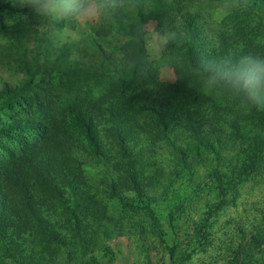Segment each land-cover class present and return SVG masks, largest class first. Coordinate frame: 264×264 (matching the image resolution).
Masks as SVG:
<instances>
[{
	"label": "rangeland",
	"instance_id": "rangeland-1",
	"mask_svg": "<svg viewBox=\"0 0 264 264\" xmlns=\"http://www.w3.org/2000/svg\"><path fill=\"white\" fill-rule=\"evenodd\" d=\"M1 1L6 7L0 8V107L6 100L10 105L0 113V264H21L31 251L42 253L34 237H13L28 229L13 223L16 219L11 222V149L19 147L20 131L49 127L53 135V126L70 125L83 115L99 126L105 150L117 152L104 125L111 104L124 105L128 120L113 115L122 131L132 125L149 133L156 125V117L130 108L139 97L169 101L170 111H181L172 125L186 156L175 157L163 141L147 142L153 138L145 132L137 135L131 149L137 146L133 151H142L147 160L140 178L143 197L124 186L122 195L144 210L135 216L128 210L123 234L101 242L88 253L87 264H237L240 252L246 263L264 264V158L247 171L249 149L263 138L260 118L242 103L236 86L219 87L189 67L184 51L165 50L173 41H193L208 71L225 82H244L251 104L264 110V0H167L160 8L153 0H114L122 18L108 17L115 25L123 20L128 35L112 29L107 42H95L91 31L106 20L102 11L109 5L99 0ZM8 88L16 91L14 96ZM209 134L208 144L196 139ZM80 157L84 180L77 186L104 202L107 169L90 153ZM50 161L60 174L48 179V193L62 189L70 197L62 170L80 171L78 162L53 156ZM217 172L225 185L237 182L224 196L216 185ZM29 186L40 196L35 177ZM15 199L28 220L41 213L31 200Z\"/></svg>",
	"mask_w": 264,
	"mask_h": 264
},
{
	"label": "trees",
	"instance_id": "trees-1",
	"mask_svg": "<svg viewBox=\"0 0 264 264\" xmlns=\"http://www.w3.org/2000/svg\"><path fill=\"white\" fill-rule=\"evenodd\" d=\"M112 1L114 0H99L100 4H103L105 7L109 5V8L102 11L106 17L105 22L91 27V31L95 35V42L97 40L107 42L108 38L112 35V29L118 30L121 34L128 35L123 20L121 23L115 25V21L109 19L110 16L113 18L120 16L118 14L119 5ZM153 1L158 4L157 8H160L159 6H163L167 0ZM167 6L169 7V4ZM5 7L6 5L0 0V8ZM161 21H164L163 15ZM100 43L99 45L102 44ZM165 50L167 52L184 51L189 67L196 71L200 77L215 83L219 87L229 88L236 86V91L242 103L250 108L251 113L259 116L262 124L261 131L263 132V138L256 139L249 149L250 165L247 168L248 172L254 171L264 158V110L259 111L256 105L251 104L244 82L239 80L225 82L217 73L208 71L205 65L198 60L196 45L193 41H183L182 43L173 41L166 45ZM132 52H136V48L127 52V55H131ZM28 83L30 82H27V86ZM24 88L26 87H23V90ZM15 92L12 88H8L7 90L8 95H11V97L12 95L14 96ZM168 102L158 98L148 99L147 101L143 97H139L135 105L130 107L138 114H147L150 117H156V125L153 129H150L149 133H147V129L141 126L137 128L132 125H129L130 127L125 125L129 129L122 131L119 127L120 122L113 119V115H123L124 105L111 104L114 106L108 108V119H105L104 125L108 128V131L112 132L111 137L113 142L117 143V152L111 150L109 153L105 150L104 145H102L104 139L99 132V126H97L94 119L82 117L83 115H80L79 119H76L75 123H71L70 125L53 126L55 131L53 135L49 127H42L37 132H33L29 127L20 131L18 137L20 139L18 143L19 147L11 149L13 150L11 151V162L14 164L11 166L14 168L11 171V222L16 219L13 223L17 224L18 221L19 224L24 226L22 229L28 228L26 231L31 230L27 233L26 231L24 233L18 231L13 237L17 239L22 238L23 240H26L24 236H27V238L34 237L33 241L35 246H37L36 248L42 252L39 255L38 252L31 251L30 254L25 257L23 256V262L21 264H59L58 262L66 264L81 262V264H87L90 261L88 253L93 254L101 242L113 238L114 235L123 234V229L121 228L122 223L124 220L130 219V217L125 215L126 212L130 210L132 216H135L139 211L144 210L137 200L134 199L131 202L122 195L123 188L125 187L124 190L135 192L137 198L142 199L143 197L144 189L140 186V178L145 175L143 165L147 160L142 151H136V153L133 151L137 146L131 149V143L133 141L137 145V135L140 132L141 134L145 132L153 138H146L147 142L157 144L158 141H163L173 148L175 157L181 155L183 159L186 156V149L180 144L182 141L181 135L175 133L176 129L172 125V117L179 118L183 114L181 111H170L169 108H171V105ZM9 105L10 100L4 101L0 107V113ZM123 117L128 120L124 115ZM126 122L128 123L129 121ZM213 126L212 123L214 131L216 128ZM235 128L237 130L240 127ZM79 137H82L86 141L85 143L89 147L88 149L82 146ZM239 137L242 139L243 136ZM196 139L199 142L208 144L210 143L211 135H204L202 137L199 135L196 136ZM193 148L196 149L195 147ZM81 152L85 154L90 153L91 157L93 159L96 158L98 163L103 164L108 171L103 182V196H101L104 197V202L97 200L95 194L91 195L90 189H81L83 185L77 186L78 181L82 184V180H84H81V174H83L81 165L84 162L80 159ZM43 153H48L49 157L46 159L43 157ZM52 156L60 160L66 158V162L69 163L78 162L77 169L80 171H74L71 167L67 168V170H62V176L67 179L69 184V187L66 188L71 193L70 197L66 196L65 191L62 189L50 191V194L47 191L51 190L48 188V179L55 180V176L57 177V174H60L59 171L58 173L56 171L57 166L53 165L54 161H50ZM110 171L111 174L117 176V179L113 178ZM243 174L249 173L246 172ZM31 177H35L38 181V192H40V196H34L31 193L29 188ZM214 177L219 193L222 196L226 195L237 184V182H231L225 185L222 180L223 176L219 172L215 173ZM127 181L129 182L128 186L130 189L125 186V182ZM86 187L88 186L86 185ZM51 196H55V200L53 198H47ZM15 198H20V200L24 199L25 202L31 200L36 206H39L41 213L33 219L28 220L27 216L23 214V205H19ZM2 206H0V212H3L1 210ZM44 208L51 212H45ZM144 208L147 209L148 207L144 206ZM218 208H220V205L215 207V209ZM110 226L112 229L108 231ZM63 253L66 254V257L60 259ZM11 254V259L13 260L14 254ZM239 254L240 256L236 259L237 264H248L243 254L241 252Z\"/></svg>",
	"mask_w": 264,
	"mask_h": 264
}]
</instances>
